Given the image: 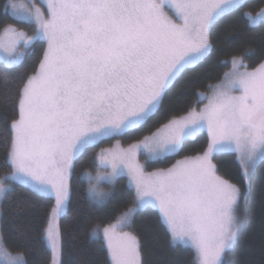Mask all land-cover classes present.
<instances>
[{
    "label": "snow or ice",
    "instance_id": "obj_1",
    "mask_svg": "<svg viewBox=\"0 0 264 264\" xmlns=\"http://www.w3.org/2000/svg\"><path fill=\"white\" fill-rule=\"evenodd\" d=\"M0 6L16 21L0 25V104L11 112L3 129L10 170L0 176V199L23 186L54 201L42 230L51 264H63L58 220L71 200L76 163L112 140L95 153L94 172L85 173L86 196L98 211L116 212L114 205L131 198L114 222L91 231L110 264H143L141 239L125 229L147 208L158 209L170 245L195 251V264H226L248 191L219 174L215 154L236 153L245 184L264 161V58L252 67L248 48L222 61L229 71L207 85V93H196L186 114L155 131L151 126L175 81L211 56L212 30L226 14L238 12L264 43V7L244 11L246 0H0ZM41 44L46 47L31 74L9 72ZM205 129L206 147L199 154L147 170L179 155ZM129 138L133 142L124 146ZM123 176L127 185L116 191ZM0 264H29L23 254L5 249L2 227Z\"/></svg>",
    "mask_w": 264,
    "mask_h": 264
},
{
    "label": "trees",
    "instance_id": "obj_2",
    "mask_svg": "<svg viewBox=\"0 0 264 264\" xmlns=\"http://www.w3.org/2000/svg\"><path fill=\"white\" fill-rule=\"evenodd\" d=\"M244 11L255 13L264 7V0H248ZM16 21L6 18L0 6V25L15 24ZM20 29L33 31L27 24H20ZM215 50L210 57L198 66L190 67L175 81L164 101L160 116L151 126V131L167 122L170 117L186 114L187 109L196 103V93L208 92L207 85L220 81L223 74L229 71L230 65L222 61L230 60L232 55L253 49V54L246 59L255 67L264 56L258 32H251L245 27L238 12L225 15L212 30ZM46 44H41L34 55L28 57L22 66L8 69L13 74L27 76L34 71ZM4 65L0 62V70ZM4 82L0 79V90ZM11 112L0 104V176L10 170L5 163L6 139L4 126L10 122ZM143 134H150L146 131ZM142 134V135H143ZM133 142V138L122 141L124 146ZM207 134L202 133L194 140L185 143L184 151L164 162H154L150 171L167 168L178 159L199 154L206 147ZM115 141H106L89 150L74 168L71 178V200L67 212L61 217L59 227L62 238L63 264H110V257L101 239L91 237L92 229L104 227L114 222V216L120 210L131 206V198L114 205L116 212L98 211L86 196L88 182L83 174L95 167L93 159L100 148L112 146ZM220 175L238 186L246 187L248 196L241 201V226L238 239L226 259V264H264V161H259L253 169L249 184L242 179L241 166L235 154L222 153L215 155ZM127 178L117 179L116 191L125 188ZM54 201L46 197H37L29 189L18 186L16 191L9 193L1 204L4 245L11 253H21L29 264H51L52 253L42 241V230ZM141 239L143 264H195V251L189 247H173L170 245L166 229L161 225L159 212L153 208L141 209L135 217L133 228L130 229Z\"/></svg>",
    "mask_w": 264,
    "mask_h": 264
},
{
    "label": "rangeland",
    "instance_id": "obj_3",
    "mask_svg": "<svg viewBox=\"0 0 264 264\" xmlns=\"http://www.w3.org/2000/svg\"><path fill=\"white\" fill-rule=\"evenodd\" d=\"M246 1H248V0H246ZM18 2H21V3H27V0H18ZM36 2H37V4H40V0H36ZM40 6H43V5H40ZM21 30H23V31H26V30H24V29H21ZM28 34H31V31H29V30H27L26 31ZM205 93H207V92H205ZM205 103H206V101H205ZM202 133H206L207 134V130L205 129ZM202 133H200V134H202ZM200 134H198V136L200 135ZM194 139H196V138H189L188 140H194ZM109 147H111V146H109ZM109 147H106V148H109ZM222 153H232V154H235L236 155V157H237V160H238V155L236 154V153H234V152H222ZM222 153H216L215 155H217V154H222ZM238 162H239V160H238ZM259 162V161H258ZM257 162V163H258ZM141 163H143V160H141ZM240 164V163H239ZM94 170H95V167L93 168V169H90V170H88V171H93L94 172ZM148 171H150L149 170V167H148V169H147ZM87 172V171H86ZM85 172V173H86ZM85 173L83 174V178L88 182V179H87V176L85 175ZM123 177H125V178H127L126 176H123ZM71 178H72V176H71ZM119 178H121V177H118L117 179H119ZM70 184H71V180H70ZM247 184H249V181L247 182ZM104 188H105V190L107 191L108 190V186H104ZM4 199V198H3ZM3 199H0V211H2L1 210V204H2V201H3ZM68 209V208H67ZM67 209H66V211L64 212V214L67 212ZM153 209H155V208H153ZM156 211H158V209H155ZM63 214V215H64ZM62 215V216H63ZM61 216V217H62ZM61 217L59 218V220H58V224H59V221H60V219H61ZM1 222H2V217H0V227H1ZM126 231H128V230H130V229H125ZM62 239V238H61ZM95 239H100V238H95ZM4 247H5V245H4ZM185 247V246H184ZM189 248H191L190 246H189ZM5 249H6V247H5ZM7 250V249H6ZM7 251H9V250H7ZM10 252V251H9ZM11 253V252H10ZM11 254H13V255H15L14 253H11ZM61 259H62V256L60 257ZM141 259H142V255H141Z\"/></svg>",
    "mask_w": 264,
    "mask_h": 264
}]
</instances>
